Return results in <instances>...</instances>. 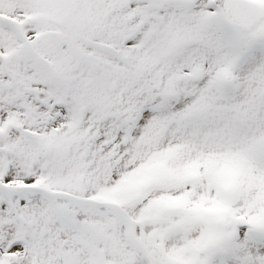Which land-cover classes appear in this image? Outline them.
Returning a JSON list of instances; mask_svg holds the SVG:
<instances>
[{
  "label": "snow or ice",
  "instance_id": "1",
  "mask_svg": "<svg viewBox=\"0 0 264 264\" xmlns=\"http://www.w3.org/2000/svg\"><path fill=\"white\" fill-rule=\"evenodd\" d=\"M0 264H264V0H0Z\"/></svg>",
  "mask_w": 264,
  "mask_h": 264
}]
</instances>
